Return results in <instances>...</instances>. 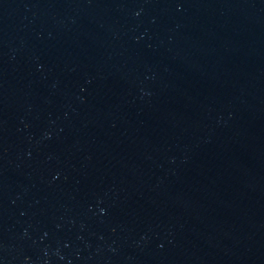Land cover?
<instances>
[{
  "label": "water",
  "instance_id": "1",
  "mask_svg": "<svg viewBox=\"0 0 264 264\" xmlns=\"http://www.w3.org/2000/svg\"><path fill=\"white\" fill-rule=\"evenodd\" d=\"M0 264H264V0H0Z\"/></svg>",
  "mask_w": 264,
  "mask_h": 264
}]
</instances>
